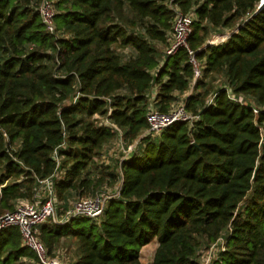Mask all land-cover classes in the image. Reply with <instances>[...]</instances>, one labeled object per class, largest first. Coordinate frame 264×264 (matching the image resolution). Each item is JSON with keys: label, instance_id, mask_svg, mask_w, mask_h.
<instances>
[{"label": "trees", "instance_id": "obj_1", "mask_svg": "<svg viewBox=\"0 0 264 264\" xmlns=\"http://www.w3.org/2000/svg\"><path fill=\"white\" fill-rule=\"evenodd\" d=\"M49 1L53 32L42 0H0V215L32 201L48 177L59 219L72 201L119 187L97 217L38 226L48 256L68 240L66 264H144L140 250L155 239L149 264H202L212 245L207 264H264L261 0ZM175 6L194 14L188 45L204 64L194 84L187 50L161 48ZM222 29L227 39L206 46ZM155 86L160 112L183 102L197 118L148 132ZM104 119L125 144L113 161L104 149L118 133ZM33 262L19 228L0 229V264Z\"/></svg>", "mask_w": 264, "mask_h": 264}, {"label": "built area", "instance_id": "obj_2", "mask_svg": "<svg viewBox=\"0 0 264 264\" xmlns=\"http://www.w3.org/2000/svg\"><path fill=\"white\" fill-rule=\"evenodd\" d=\"M173 10L174 17L172 28L168 35V45L164 48V53L171 56L174 55L180 48L187 50L189 62L193 68L192 84H194L195 81L201 77L202 68L204 65L203 62L199 61L195 57L197 51L190 49L188 45V38L192 33L194 14L192 12L182 13L176 6L173 7ZM39 12L45 28L49 32H53L54 8L51 1L42 0L39 6ZM208 42L210 45L219 43L217 38ZM192 86L190 87L189 93L192 91ZM225 89L227 95L235 102L242 105L248 104V101L243 99V97L234 96L229 87L226 86ZM156 92L157 87L155 86L152 87L148 93L149 105L148 112L146 114L147 120L149 122V128L147 129L148 132L157 133L174 121L188 120L191 123L197 118V116L190 115L185 111L183 102L174 104L169 112H160L155 105ZM214 96L215 94L210 96L209 102L213 101ZM254 111L256 112L257 110L254 109ZM103 122L104 124L109 125L111 128L117 130L118 137L116 140L121 144L122 147L121 131L112 122L108 121V119H104ZM130 149L131 146L127 148L128 151ZM104 158L105 156L103 159ZM118 189L119 187H116L111 192L108 190L98 191L94 195L72 201L63 218L59 219L57 217L56 193L52 183V178L48 177L41 181L40 190L37 191L36 196L32 201L19 200L13 211L5 212L4 214L0 215V229L11 225L17 226L20 230L23 244L35 253L39 264H63V262H61V260L57 257L48 256L46 247L38 238V226L45 223L49 219L55 222H64L68 218L78 215L97 217L102 213L106 201L119 195ZM215 248V245H212L210 247V252L212 253Z\"/></svg>", "mask_w": 264, "mask_h": 264}, {"label": "rangeland", "instance_id": "obj_3", "mask_svg": "<svg viewBox=\"0 0 264 264\" xmlns=\"http://www.w3.org/2000/svg\"><path fill=\"white\" fill-rule=\"evenodd\" d=\"M218 35H216L213 31L211 32L210 36L207 39V42L213 39H216ZM218 39V38H217ZM158 45V44H156ZM161 45H159V47H157L158 49H160ZM131 51L129 49H123V55L125 57L128 56V54H130ZM223 77H218L217 81L214 83L215 85H220L223 83ZM249 100V99H248ZM123 142V146L121 147V144L116 140L113 139L111 140L108 144H106L105 149H104V153L108 154V159L109 161H113V159L116 157H118L119 155H121V152H123V150L120 152L121 149H123V147L125 146L124 141ZM115 158V159H116ZM102 190H108L109 192H111V189H109L108 186H104L102 188ZM100 190V191H102ZM73 200V199H72ZM157 246L156 240H152L151 242H149L148 244H146L145 246H143L140 250V260L144 263V264H149L152 261L153 258V254L155 251V248ZM58 258L61 260V262L66 263L68 262V259H70L71 257H74V250H75V246L71 241H64L63 243L61 242V245L58 249ZM201 254H199L198 259L200 260V262L202 264H206L207 263V259L210 257V248L205 249L203 248L201 251ZM33 264H36V262H33Z\"/></svg>", "mask_w": 264, "mask_h": 264}, {"label": "crops", "instance_id": "obj_4", "mask_svg": "<svg viewBox=\"0 0 264 264\" xmlns=\"http://www.w3.org/2000/svg\"><path fill=\"white\" fill-rule=\"evenodd\" d=\"M214 33L216 34V35H218L217 36V38H218V41L220 42H223L228 36H229V31L228 30H225V29H222V30H220V31H214ZM162 49H164V47H161ZM182 98H183V96H182ZM63 262H65V261H63ZM66 264V263H65Z\"/></svg>", "mask_w": 264, "mask_h": 264}, {"label": "water", "instance_id": "obj_5", "mask_svg": "<svg viewBox=\"0 0 264 264\" xmlns=\"http://www.w3.org/2000/svg\"><path fill=\"white\" fill-rule=\"evenodd\" d=\"M263 6H264V0H261V1L259 2V5H258V7H257V10L261 9ZM208 45H210L209 42L206 44V46H208ZM195 145H197V144H195Z\"/></svg>", "mask_w": 264, "mask_h": 264}]
</instances>
